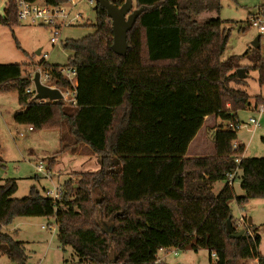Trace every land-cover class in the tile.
I'll return each mask as SVG.
<instances>
[{
  "label": "trees",
  "instance_id": "trees-1",
  "mask_svg": "<svg viewBox=\"0 0 264 264\" xmlns=\"http://www.w3.org/2000/svg\"><path fill=\"white\" fill-rule=\"evenodd\" d=\"M27 1L60 6L71 0ZM94 1L95 32L64 44L72 52L66 66L76 70L75 106L36 101L26 92L32 78L23 66L0 64V93L16 92L24 108L14 122L58 130L55 155L90 152L100 166L64 182L58 202L36 188L14 199L17 183L6 180L0 186V257L26 264L24 244L3 228L17 218L42 217L54 219L62 250L70 247L79 264H167L158 261L161 250L188 246L207 249L217 264H264L261 238L251 227L253 235L241 237L233 224L227 229L234 220L230 201L242 206L264 199V158L243 157L245 146L234 147L237 133L221 126L214 127L208 155H187L207 117L233 121L250 108L251 96L241 88L247 82L236 71H257L264 87L260 48L247 67L240 62L248 53L222 60L231 32L218 16L221 0H135L143 11L128 32L126 55L118 56L107 11ZM110 1L121 6L125 0ZM210 13L217 16L206 17ZM0 24L19 25L14 0H7ZM39 67L59 89L70 87L60 65L43 60ZM259 106L264 96L255 98ZM234 172L242 195L227 183ZM219 182L225 186L215 193Z\"/></svg>",
  "mask_w": 264,
  "mask_h": 264
},
{
  "label": "rangeland",
  "instance_id": "rangeland-1",
  "mask_svg": "<svg viewBox=\"0 0 264 264\" xmlns=\"http://www.w3.org/2000/svg\"><path fill=\"white\" fill-rule=\"evenodd\" d=\"M134 1L133 9H135ZM76 2L75 6H70L71 20L75 14H81V18L61 28V37L57 44L51 43L50 28L26 23L12 27L0 24V64H20L32 80L40 71L44 73L39 67L44 55H47L44 61L49 65L66 66L72 52L65 49L64 44L67 41L83 39L95 32L96 4L91 3L90 0H76ZM6 3L7 0H0L2 17L5 15ZM221 5L218 16L226 22L223 27L231 32L222 60L248 53L240 64L243 67L250 66L251 56L255 50H258L254 49L252 42L258 35L261 36L260 55L264 58V34L249 26L250 15L264 5V0H221ZM216 16L215 13L206 15L209 18ZM16 41L22 50L17 48ZM38 50H40L39 54H37ZM245 81L247 86L241 88L251 96V106L247 110L238 112L237 116L243 123H248L249 118H256L258 126L252 127V132L238 131L234 144L245 146L243 155L245 158H264V112H257L261 106L254 108L255 98L264 96V87L258 84L257 71H249ZM51 84L53 85L52 82L47 83V85ZM20 110L24 108L19 105L16 92L0 93V186L6 180L14 179L18 186L14 199L27 197L32 188H36L43 195L46 191H54L56 188H60L63 192V183L67 180L77 179L82 172H94L100 169L96 156L90 152H85L86 155L68 152L61 157L55 155L60 144L58 130L29 131L28 126L18 125L13 120V115ZM215 123L213 119L205 121L189 146L188 156H206L211 152L214 136L211 130L216 127ZM51 162H54L52 169L49 168ZM38 165L43 166L44 173L37 171ZM224 186V182L214 184V192L218 193ZM232 187L235 193L238 192L239 181L235 180ZM229 205L234 217L233 225L241 216L253 219L251 228L261 236L258 252L264 256V199H252L240 206L241 210L235 200L230 201ZM3 232L24 244L26 264H79L70 247L62 250L57 240V226L54 219L17 218L11 225L4 227ZM172 251H176L177 255ZM166 253L160 252L159 257L164 258L167 264H217L216 259L210 260L209 251L203 248H199L197 252L193 251L191 246L184 250L171 248ZM0 264L15 263L6 256H1Z\"/></svg>",
  "mask_w": 264,
  "mask_h": 264
},
{
  "label": "built area",
  "instance_id": "built-area-1",
  "mask_svg": "<svg viewBox=\"0 0 264 264\" xmlns=\"http://www.w3.org/2000/svg\"><path fill=\"white\" fill-rule=\"evenodd\" d=\"M17 6V19L19 23H26L31 25H39L43 27L50 28L51 30V43L57 44L61 37V28L66 25H71L73 20H79L81 14H75L71 20L72 7L76 5V0H71L67 4L60 6H49L43 1L28 2L27 0H14ZM91 3L95 4L94 0H90ZM70 6H72L70 8ZM249 26L258 30L260 34H264V5L260 6L257 11L253 12L249 17ZM47 58V55H44V60ZM43 71V70H42ZM42 74L40 71V82L43 85H46L50 88H55L60 91L62 94V101L66 104L75 106L76 104V70L71 67L64 66L59 69V73L63 79L67 80L70 84V87L66 90H61L52 81V75L48 72L43 71ZM52 82L53 85H47V83ZM27 93H31L35 99L36 91L34 87L33 80L31 86L26 90ZM70 98V99H68ZM36 100V99H35ZM38 102H44L46 100H36ZM258 113L264 112V106H261L257 110ZM258 121L256 118H249L248 123L241 122L238 118L233 121H223L221 127L228 131H247L252 132V127H257ZM29 131H32L33 128L28 127ZM234 147L237 148V145L234 144ZM237 162H239L237 160ZM37 171L39 173H44L45 169L42 165H38ZM49 175L48 173L46 174ZM236 172L228 175V185L233 186L235 184ZM45 197L52 198L55 202H58L62 197V192L60 188H56L54 191H46L44 194ZM238 231H244V234L252 236V230H250V225L247 221L241 218L238 222L233 225ZM174 255H177L176 251H172ZM212 258L217 259L216 255H212Z\"/></svg>",
  "mask_w": 264,
  "mask_h": 264
},
{
  "label": "water",
  "instance_id": "water-1",
  "mask_svg": "<svg viewBox=\"0 0 264 264\" xmlns=\"http://www.w3.org/2000/svg\"><path fill=\"white\" fill-rule=\"evenodd\" d=\"M97 4L107 11L108 18L112 23L113 44L112 50L118 56H125L128 50L127 36L128 32L133 28L137 18L143 9H133V0H125L121 6L113 4L110 0H97ZM96 7H94V10ZM254 49L260 48V35L252 42ZM40 51L37 52L39 54ZM238 79L245 80L247 74L243 68L236 71ZM36 91V100H46L49 102L62 100V94L58 89L50 88L41 84L40 74H36L33 78ZM227 229L232 230V221H227ZM244 231L240 230L235 233V237H241Z\"/></svg>",
  "mask_w": 264,
  "mask_h": 264
},
{
  "label": "crops",
  "instance_id": "crops-1",
  "mask_svg": "<svg viewBox=\"0 0 264 264\" xmlns=\"http://www.w3.org/2000/svg\"><path fill=\"white\" fill-rule=\"evenodd\" d=\"M38 51H40V50H38ZM37 51V52H38ZM237 118H238V116H237ZM209 119H213L212 117H207L206 118V120H209ZM205 120V121H206ZM214 120V119H213ZM216 121V127H220L222 124H223V120H221V119H217V120H215ZM32 131H35V130H32ZM31 131V132H32ZM211 131H213L214 133H215V129H212ZM193 142V141H192ZM201 144V143H200ZM191 145V144H190ZM200 147L199 148H201V145H199ZM59 157H61V156H59ZM222 188V187H221ZM238 195H242L243 194V191L241 190V188H240V184H239V189H238V192H236ZM238 208L241 210V207L238 205ZM241 218H243V219H245L246 221H247V223L250 225V226H252L253 225V219L252 218H247L246 216H241ZM240 218V219H241ZM240 219H238L237 220V222L240 220ZM4 229V228H3ZM253 230V229H252ZM260 236V235H259ZM260 238H261V236H260ZM170 249H167V251L166 250H161L160 252H168ZM159 252V253H160ZM159 253H158V261L159 262H165L164 261V258H160L159 257ZM167 255H168V253H166ZM166 254H165V256H166ZM243 264H259V262H258V260L257 259H250V260H247V261H244L243 262Z\"/></svg>",
  "mask_w": 264,
  "mask_h": 264
}]
</instances>
